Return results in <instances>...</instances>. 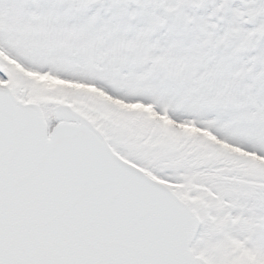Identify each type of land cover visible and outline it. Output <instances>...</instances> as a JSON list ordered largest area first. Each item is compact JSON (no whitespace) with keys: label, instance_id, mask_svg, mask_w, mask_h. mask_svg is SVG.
Here are the masks:
<instances>
[{"label":"snow or ice","instance_id":"obj_1","mask_svg":"<svg viewBox=\"0 0 264 264\" xmlns=\"http://www.w3.org/2000/svg\"><path fill=\"white\" fill-rule=\"evenodd\" d=\"M0 264H264V0H0Z\"/></svg>","mask_w":264,"mask_h":264}]
</instances>
